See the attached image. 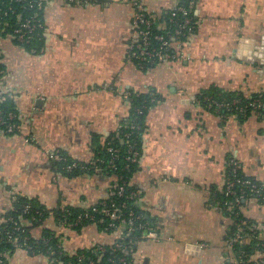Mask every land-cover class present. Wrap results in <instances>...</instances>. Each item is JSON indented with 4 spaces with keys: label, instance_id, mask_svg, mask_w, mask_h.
I'll return each instance as SVG.
<instances>
[{
    "label": "crops",
    "instance_id": "crops-1",
    "mask_svg": "<svg viewBox=\"0 0 264 264\" xmlns=\"http://www.w3.org/2000/svg\"><path fill=\"white\" fill-rule=\"evenodd\" d=\"M156 17L177 0H141ZM195 31L176 58L141 70L129 57L135 8L131 0L88 4L50 0L43 11V50L26 52L10 38L0 42L3 86L15 106L20 130L0 133V223L19 198L47 211L89 208L109 196L113 177L57 171L48 152L83 165L126 119L128 93L153 92L138 169L130 184L137 207L155 225L133 252V264H225L232 224L210 203L224 184L228 157L264 184V117L225 121L203 110L196 97L211 86L244 94L264 91V0H192ZM242 214L264 224V203L245 202ZM56 233L69 255L118 236L89 224L80 230L53 217L32 230ZM258 256H256L257 258ZM7 264H48L42 254L14 250Z\"/></svg>",
    "mask_w": 264,
    "mask_h": 264
},
{
    "label": "trees",
    "instance_id": "trees-1",
    "mask_svg": "<svg viewBox=\"0 0 264 264\" xmlns=\"http://www.w3.org/2000/svg\"><path fill=\"white\" fill-rule=\"evenodd\" d=\"M190 1L189 0H181L178 3V6H183L185 8H188L190 11V16L192 17L193 21L195 20V17L193 15V10L189 8ZM0 7L3 8L4 5L0 2ZM172 10L164 12L161 16L156 17L155 15H152L154 17V25L152 27V31L154 33H166V31H170L173 29V24L169 23V18L171 15ZM176 21L180 22L181 17L180 15L176 16ZM164 25V27H163ZM196 28V25H195ZM194 28V31H195ZM193 31V32H194ZM7 33H10V31L7 29L5 33H0L1 39L6 38L5 36ZM43 29L39 30L37 35L34 37L32 41H30L27 44L19 45L20 48L24 49L28 53L32 54H39L43 50ZM185 38L183 37L181 40L178 41H184ZM12 42L15 43V41L12 40ZM173 48H171V51L173 52ZM133 63L136 65V67L140 68L141 70H147L152 69L156 67L157 65H150L145 63H138L137 61L132 60ZM1 69H4L3 65L0 64ZM260 97L262 101V108L259 109L256 112V115L264 117V91H260L257 93H250V94H244L239 91H224L218 87L211 86L207 90L202 91L199 95L196 97V102L198 105L205 111L212 113L218 117H220L222 120H226L229 117H236L238 119H245L249 115L252 114V110L250 108L246 109L245 113L240 114L236 107L232 105L234 101H237V105H245L248 101ZM160 101L159 97L153 93V92H145V93H138V92H130L128 93L127 102L129 104L128 114L126 119L122 122L120 127L112 132L104 141L103 144H100L95 149V159H98V165L101 168V172L112 176L113 182L112 185L117 183L118 185L123 184L125 189V194L123 197H117V196H108L106 199L98 202L92 207H89L88 209L83 208H72V207H58L55 210L47 211L43 209L40 206H37L34 201L19 197L17 198L9 211H7L4 215V219L7 220L8 218H12L14 221H16L17 225L20 227V235L25 236L28 239V244L33 247V252H29L30 254H42L45 255L48 258V264H83L85 262L80 263L79 257H91L93 260H95L97 263L103 262L105 264H110L108 262V259L114 258L116 261L124 256V249H127L129 251V254L125 256L127 262L126 264H133V252L135 251L136 244L144 238V236L150 232L151 230L155 229L154 222L145 215L142 211L139 210L137 207V200L139 199L138 196H134L133 198L127 197L132 192H139L137 189L131 186L130 180L133 176V174L138 169V161L141 154V145H142V136L145 131L146 127V118L149 113V111ZM216 103L223 104L225 106H222L220 108H217ZM3 108L5 110H13L16 111L15 106L12 103V99L10 98L7 103L3 105ZM134 126V129H131V126ZM128 145H132L133 150L137 152V158L136 161L130 162L126 160V156H128ZM108 147H113L115 150H117L118 157L115 159H112V155L108 151ZM232 157H228L225 164L224 169V184L220 189H212L211 191V200L210 203L214 204L219 210L222 211L223 215L231 218L232 224L228 229V233L225 237V239H229L233 236L235 231L237 230V227H240L243 230V243L236 244L234 246L235 250L242 251L244 253V264H255L254 260L256 259V256H259L260 254H264V228L263 231H256L253 232L252 235L246 236L245 234L251 232V226L257 225V227L261 226V223H257L251 219L246 218L241 210L244 206L245 202H239V204L235 203V196L232 195H225V189L227 186V179L230 181H237L235 182L233 189L236 190L237 196L239 194L240 190H244L245 193H248L249 186L248 185H242L240 184L242 181H247L251 185H256L259 189L264 188V184L251 178L247 177L243 171L242 168H239L238 170L232 172L231 168L228 166V162ZM68 162L73 161L71 159H68ZM113 160V164L115 168L108 167L109 162ZM67 163H55V166L57 168V171L61 174L69 177H73L76 175H79L86 170L81 169H74L72 171H66L65 166ZM80 165L86 167L87 165H83L80 163ZM241 165V164H240ZM92 172V171H89ZM111 191V188H110ZM264 195V191L254 194L250 197H247V201L251 199H255L258 202L262 201L260 200L261 196ZM110 201L122 205L124 204L126 206L125 211H128L129 209L132 210L135 215L139 217L138 220L135 221V225L139 226L142 225L143 227L140 229L135 230L133 233L130 234V236L124 238L123 240H120L119 238H116L114 242L110 245H103L105 247L103 252H100L96 250L97 246H94L90 249H86L84 251L77 252L74 255H69L65 251H61L57 247V245H60V237L54 233L53 231H50L48 229H43L41 237L39 239H35L32 236V230L36 227L41 226L44 221L48 217H53L55 222L57 224H61L62 226H69L70 224H73L77 218L80 216V222L76 223L74 225H71V228H74L76 230H80L82 227L87 226L89 224H96L100 230L104 231V226L107 224L108 220L105 219L103 223H95L94 221H90L85 217V214H93L94 220H97L100 216L96 212H92L93 208H101V203L105 202L108 204ZM246 201V202H247ZM25 204H29L32 207L31 212L24 213L23 212V206ZM35 211H38L41 215L38 216ZM35 216L36 220L32 223V225H28V222L30 221L31 217ZM40 217L41 221L37 218ZM125 216H123L124 218ZM11 226V222H1L0 227H7ZM264 226V225H262ZM120 229L122 232L127 230V226H121ZM258 230V229H257ZM107 233H114L117 232V230L109 229L108 231H104ZM115 242L118 243L117 246ZM124 248V249H123ZM0 251L5 252V263L7 264V258L9 255H11L12 252H14V249L10 243H7L5 241H2L0 243ZM97 251L98 253L95 254ZM55 258L54 263H50L51 259ZM117 264V263H115Z\"/></svg>",
    "mask_w": 264,
    "mask_h": 264
},
{
    "label": "built area",
    "instance_id": "built-area-1",
    "mask_svg": "<svg viewBox=\"0 0 264 264\" xmlns=\"http://www.w3.org/2000/svg\"><path fill=\"white\" fill-rule=\"evenodd\" d=\"M50 0H0V2L4 5L3 8L0 7V33H5L8 29L10 33H7L6 38H10L15 41L17 46L27 44L34 39L39 30L44 28L42 15L45 7L49 3ZM67 3H79V4H88L90 2H94L96 0H65ZM181 0H177L179 3ZM189 8H191L192 0H189ZM133 7L135 8V14L133 19L134 24V34L135 38L130 46L129 57L131 60L137 61L138 63H145L150 65H159L161 63L173 60L176 58L175 52L171 51V48L174 46H180L183 42L189 37L195 28L196 21L192 19L190 16V11L188 8L183 6H177L172 9L169 23L173 24V29L170 31H166V33H154L152 31V27L154 25V17L150 15L146 11V9L142 5L141 0H131ZM180 15L181 21H176V16ZM164 27V25H163ZM185 38L184 41H178L182 38ZM0 37V42H1ZM2 60V50L0 47V64ZM3 69L0 67V133L5 135H14L19 132L20 125L18 123V116L16 111L13 110H5L3 105L7 103V101L11 98L10 93L4 89L3 86ZM238 110L240 114L245 113L246 109L250 108L252 110V114H256V112L262 108V101L260 97L254 98L248 101L245 105H237V101L232 103ZM217 108L225 106L223 104L216 103ZM131 129H134V126H131ZM108 151L112 155V159L118 157L117 150L113 147H108ZM128 156H126V160L130 162L136 161L137 152L133 150L132 145H128ZM48 156L55 163H67L65 166L66 171H72L74 169H81L86 171L93 172H101V168L98 165V159H94L91 164L84 167L80 165V163L76 161L68 162L67 158L64 157L59 152H48ZM228 166L231 168L232 172L235 173L236 170L241 168L240 163L235 159L231 158L228 162ZM108 167L115 168L113 164V160H111L108 164ZM237 181H230L227 179L225 195L235 196V203L239 204V202H246L247 197H250L254 194L264 191V188L261 190L256 185H251L247 181H242L240 184L248 185L249 190L248 193H245L244 190H240L238 196L236 195V190L233 189V186ZM125 194L124 185H118L117 183L113 184L111 187V191L109 196H117L123 197ZM139 192H132L127 197L133 198L134 196H138ZM260 200L264 203V195L261 196ZM88 209V208H83ZM126 206L124 204L118 205L112 201L108 204L105 202L101 203V208H93L92 212H96L100 217L97 220H94L93 214H85V217L94 221L95 223H103L105 219L108 220L107 224L104 226V231H108L109 229L117 230L118 236L120 240L130 236L135 230L142 228V225L136 226L135 221L139 219L137 215L132 210L125 211ZM32 207L29 204H25L23 206V212L28 213L31 212ZM35 213L40 216L41 214L38 211ZM123 216H125L123 218ZM38 220L41 221V218L38 217ZM81 217L79 216L77 220L70 224L74 225L80 222ZM36 220L35 216H32L28 225H32V223ZM11 222V226L0 227V243L5 241L10 243L14 250H24L29 252H33V247L28 244V238L20 235V227L17 225L16 221L12 218H8L7 220H3L2 222ZM37 221V220H36ZM264 224H261L260 227L257 225L251 226V232L245 234L246 236H250L256 231H263ZM121 226H127V230L122 232L120 229ZM258 229V230H257ZM243 230L240 227H237V230L233 234V236L226 240V254H225V264H244L243 258L244 253L242 251H238L234 249L236 244L240 242L243 243ZM155 233L150 231L144 237H154ZM117 246L118 243L115 242ZM61 251H63L61 245H57ZM120 247V246H119ZM105 247L103 245H97L96 250L103 252ZM124 249V248H123ZM95 254H97V251ZM129 254L127 249H124V256L119 258L117 261L114 258L108 259L110 264H126L127 260L125 256ZM6 255L5 252L0 251V264H6L4 259ZM55 258H52L50 263L55 262ZM79 262H85L83 264H105L103 262L97 263L91 257H79ZM255 264H264V254H260L255 260Z\"/></svg>",
    "mask_w": 264,
    "mask_h": 264
}]
</instances>
